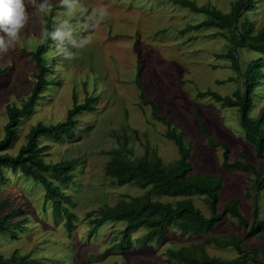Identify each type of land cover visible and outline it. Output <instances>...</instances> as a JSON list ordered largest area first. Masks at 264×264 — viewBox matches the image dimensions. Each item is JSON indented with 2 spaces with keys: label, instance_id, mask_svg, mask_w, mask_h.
I'll return each mask as SVG.
<instances>
[{
  "label": "rangeland",
  "instance_id": "374dc122",
  "mask_svg": "<svg viewBox=\"0 0 264 264\" xmlns=\"http://www.w3.org/2000/svg\"><path fill=\"white\" fill-rule=\"evenodd\" d=\"M194 1L197 4L210 3L228 11L234 0ZM80 3L89 12L93 7L103 6L107 15L97 28L84 32L80 28L84 21L77 13L78 19L72 21L76 29L74 39L79 45L88 36L91 43L79 51L78 46L68 45L65 41L72 54L79 51L76 58L64 59L56 50L57 41L52 40L53 49L47 53V62L52 69L48 79L52 82L35 110L21 119L18 139L9 150L15 154L25 142L30 126L38 121L52 124L63 120L72 105L73 93L79 102L87 96H98L95 110L78 116L79 125L72 139L58 143L40 138L42 143L50 144L45 158L47 162L78 159L73 170V183L63 186L73 200L70 209L76 214L74 229L68 235L61 223L63 219L55 224L50 209L41 210L44 189L39 182L8 170L5 183L0 185V199H8L13 206L23 207L27 222L15 237H0V253L9 256L17 249L19 254L29 253L37 264H182L170 259L166 250L200 244L204 234L180 236L179 227L171 226L162 242L153 241L140 246L135 241L146 232L140 228L131 234L132 247L119 251L114 245L120 240L125 223L108 221L90 234L92 225L86 213L144 192L134 185L113 184L104 175L105 164L110 158L106 151L117 147L111 130L127 125L129 146L137 155L144 152L147 142L157 149L164 163L178 157L174 143L165 137L166 125L155 119L150 105L143 104L139 98L143 92L145 98L156 101L159 114L165 115L178 131H184V140L187 145L190 142V161L194 171L222 175L218 210L221 211L229 199L239 198L242 215L249 223L252 221L251 200L244 194L252 183L253 174L223 168L222 148L210 147L200 131V125L204 123L209 136L229 144V161L241 159L243 154L258 168L255 146L245 136L237 108L222 107L209 96L197 95V91L205 90L231 95L237 87L233 80H227L237 76L230 62L216 57L224 50V40L214 36L217 30L211 27L179 34L186 24L198 22L204 16L169 0H80ZM53 4L59 7L54 18L62 21L65 17L60 0H50V5ZM27 10L30 19L15 50L0 57V67H8L0 83V137L7 120L5 105H20L35 81V63L22 49L34 50L43 41L46 14L34 13L31 6ZM251 17L255 26L264 24V0L259 1ZM84 26L87 27V23ZM238 53L242 69L248 60L257 57L246 49ZM237 79L242 88V79L240 76ZM255 93L249 112L251 117L258 114L264 102V81ZM132 129H136L137 134ZM260 195L258 216L264 223V190ZM159 200L174 202L175 198L160 197ZM193 200L208 215L203 195L193 196ZM244 232L236 218L226 216L215 225L211 235L237 234L240 237ZM245 244L262 248L264 226L260 236L249 237ZM204 248L208 254L223 258L236 255L232 247L217 246L216 243ZM258 259L264 264V254H259Z\"/></svg>",
  "mask_w": 264,
  "mask_h": 264
},
{
  "label": "trees",
  "instance_id": "16d2710c",
  "mask_svg": "<svg viewBox=\"0 0 264 264\" xmlns=\"http://www.w3.org/2000/svg\"><path fill=\"white\" fill-rule=\"evenodd\" d=\"M169 1L187 7L190 12L203 14V19L186 24L179 34L209 27L216 28L214 36L222 37L225 44L224 50L216 54V57L229 61L231 68L237 74L236 77L231 76L227 79L237 83L231 95H221L212 90L197 91V95L209 96L222 107L237 108L239 123L245 131V136L255 146L256 156L259 159L258 168L243 154L241 159L229 161V144L209 136L204 123L200 125V131L210 147L222 148L223 168L251 171L253 174L252 183L244 194L245 198L251 200L252 221L249 223L242 215L239 198L229 199L222 210H218L219 191L223 185L222 175L194 171L190 161L191 146L190 142L187 145L184 140V131H178L173 127L165 115L158 113L156 101L145 98L143 92H140L139 98L143 104L150 105L151 115L166 125L165 137L174 143L178 157L164 163L157 149L150 147L147 142L144 144V152L137 155L129 146L127 125L121 126L118 130H111L110 134L116 139L117 147L106 151L110 158L105 164L104 175L113 184L134 185L144 192L141 195L121 199L114 205L105 204L88 211L86 217L92 225L90 234L95 233L105 222H124L120 240L115 243L114 249L126 251L132 247L131 234L140 228L146 229V232L135 242L145 246L153 241L162 242L167 230L171 226H177L180 229V236L204 234L205 237L200 244L167 249L166 255L174 261L182 264H262L258 255L264 254V246L250 247L244 245V242L249 237L260 236L264 226L258 216V201L264 190V102L255 117L249 116L253 106V96L264 81V24L255 26V20L251 17L258 8L259 1L263 0H234L228 11H222L210 3L197 4L194 0ZM58 8L57 5H51L45 20L43 19V30L45 27L54 30L53 24L56 20L54 13ZM52 44L51 39L46 40L43 36V41L34 50L22 49L35 63V81L30 87L28 96L20 105L14 103L5 105L7 120L3 126V136L0 137V185L5 183L8 170L39 182L44 189L41 210L45 212L49 208L55 224L58 223L57 220L63 219L61 223L69 235L74 229L76 214L70 209L73 200L63 186L73 183V170L78 159L47 162L45 158L50 144L42 143L40 138L44 137L58 143L64 139H72L79 125L78 116L83 112H93L98 96H87L79 102L73 93L72 105L67 109L63 120L52 124L38 121L30 126L25 135L26 140L17 152L15 154L9 152L18 139L21 119L35 110L52 82L48 79L52 69L47 62L49 58L47 53L53 49ZM241 49L257 55L256 58L248 60L244 69L238 62V51ZM7 69L8 67H0V83ZM239 76L242 79V88L237 81ZM132 131L137 134L136 129ZM201 195L208 206V215H205L194 203L193 196ZM160 197L175 198V201H161ZM226 216L236 218L243 227L245 232L240 237L237 234L225 237L211 235L215 225L223 221ZM26 222L27 216L23 207L13 206L12 201L8 199H0V237H15L18 231L25 228ZM211 243L232 247L236 255L232 258L210 255L204 246ZM0 264H37V262L29 253L19 254L15 249L9 256L0 253Z\"/></svg>",
  "mask_w": 264,
  "mask_h": 264
},
{
  "label": "clouds",
  "instance_id": "9594fccd",
  "mask_svg": "<svg viewBox=\"0 0 264 264\" xmlns=\"http://www.w3.org/2000/svg\"><path fill=\"white\" fill-rule=\"evenodd\" d=\"M61 7L64 8L63 16L65 19L62 21L58 18L54 21L55 31L49 30L47 27L43 30L44 38L57 41L56 50L63 56L64 59L76 58L79 51L87 47L91 41L88 36H85L77 44L74 39L76 32L75 26L72 21L82 18L84 23L80 25L81 31L87 32L97 28L102 22L103 18L107 15V9L103 6H96L91 9V12L80 3V0H60ZM34 9V13L45 15L50 11V0H0V57H3L9 52L14 51L17 44L21 39V33L25 29L30 19L28 7ZM78 46L79 51L72 54L68 51L65 45Z\"/></svg>",
  "mask_w": 264,
  "mask_h": 264
}]
</instances>
